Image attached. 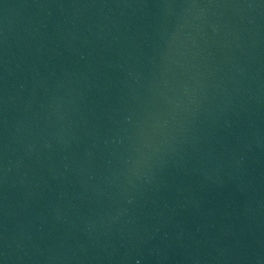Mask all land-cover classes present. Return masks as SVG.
Listing matches in <instances>:
<instances>
[{"label":"water","instance_id":"95a60500","mask_svg":"<svg viewBox=\"0 0 264 264\" xmlns=\"http://www.w3.org/2000/svg\"><path fill=\"white\" fill-rule=\"evenodd\" d=\"M0 264H264V0H0Z\"/></svg>","mask_w":264,"mask_h":264}]
</instances>
